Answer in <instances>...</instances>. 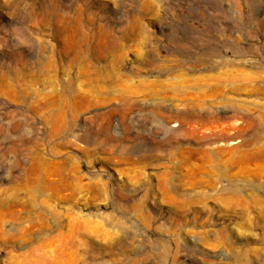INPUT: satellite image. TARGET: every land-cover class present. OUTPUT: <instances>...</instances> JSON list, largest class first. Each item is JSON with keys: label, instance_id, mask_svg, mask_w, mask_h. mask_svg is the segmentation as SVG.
I'll return each instance as SVG.
<instances>
[{"label": "rangeland", "instance_id": "rangeland-1", "mask_svg": "<svg viewBox=\"0 0 264 264\" xmlns=\"http://www.w3.org/2000/svg\"><path fill=\"white\" fill-rule=\"evenodd\" d=\"M0 264H264V0H0Z\"/></svg>", "mask_w": 264, "mask_h": 264}, {"label": "bare ground", "instance_id": "bare-ground-1", "mask_svg": "<svg viewBox=\"0 0 264 264\" xmlns=\"http://www.w3.org/2000/svg\"><path fill=\"white\" fill-rule=\"evenodd\" d=\"M175 121V120H174ZM178 124V123H177ZM176 123H174V124H170V126H172V127H174V126H176L177 125Z\"/></svg>", "mask_w": 264, "mask_h": 264}]
</instances>
